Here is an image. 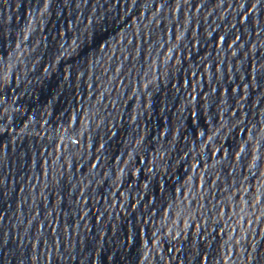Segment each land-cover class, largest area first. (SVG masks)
<instances>
[{"label": "water", "instance_id": "water-1", "mask_svg": "<svg viewBox=\"0 0 264 264\" xmlns=\"http://www.w3.org/2000/svg\"><path fill=\"white\" fill-rule=\"evenodd\" d=\"M0 264H264V0H0Z\"/></svg>", "mask_w": 264, "mask_h": 264}]
</instances>
